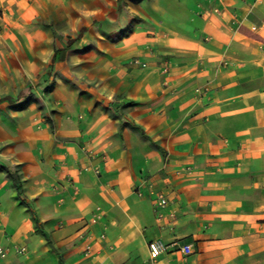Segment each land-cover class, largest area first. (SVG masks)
<instances>
[{
  "label": "crops",
  "instance_id": "1",
  "mask_svg": "<svg viewBox=\"0 0 264 264\" xmlns=\"http://www.w3.org/2000/svg\"><path fill=\"white\" fill-rule=\"evenodd\" d=\"M6 96L0 264H264V0H0Z\"/></svg>",
  "mask_w": 264,
  "mask_h": 264
},
{
  "label": "rangeland",
  "instance_id": "2",
  "mask_svg": "<svg viewBox=\"0 0 264 264\" xmlns=\"http://www.w3.org/2000/svg\"><path fill=\"white\" fill-rule=\"evenodd\" d=\"M53 76H54V68L50 67L45 71V73L43 75H37V76L33 77L29 81V84H28L29 86L27 87V89L20 91L17 94L18 95L17 98H22V97L29 94V95H33L35 100H38L39 98H41L39 94L42 91V88L44 87V89H45V87L46 88L48 87L46 85H48L49 82L53 79ZM32 89H35V92L32 91ZM51 128L54 129V125H52ZM2 169L7 170L9 175H14V173H16L18 171L17 169L9 170V169H6L5 167ZM11 172H13V173H11Z\"/></svg>",
  "mask_w": 264,
  "mask_h": 264
},
{
  "label": "built area",
  "instance_id": "3",
  "mask_svg": "<svg viewBox=\"0 0 264 264\" xmlns=\"http://www.w3.org/2000/svg\"><path fill=\"white\" fill-rule=\"evenodd\" d=\"M168 201H169L168 196L160 195L157 198V207L159 208L165 207L168 204ZM148 246L150 248L152 259H157L168 248V246L161 239L151 240ZM181 251L186 255V254H191L194 251V249L192 245L186 244V246H183L181 248ZM0 254L1 256H6L7 252L4 249H1Z\"/></svg>",
  "mask_w": 264,
  "mask_h": 264
},
{
  "label": "trees",
  "instance_id": "4",
  "mask_svg": "<svg viewBox=\"0 0 264 264\" xmlns=\"http://www.w3.org/2000/svg\"><path fill=\"white\" fill-rule=\"evenodd\" d=\"M73 41L74 40H70L67 46L62 47L61 49H57L52 57L53 62H57V61H61V59H63V57L65 56V53L67 52V50L71 49L73 47ZM19 99V98H17ZM16 99L12 96H6V97H2L0 98V103L3 101H9V102H14ZM7 171V170H6ZM46 238L48 240V243L51 244V240L49 238V236L46 234Z\"/></svg>",
  "mask_w": 264,
  "mask_h": 264
}]
</instances>
